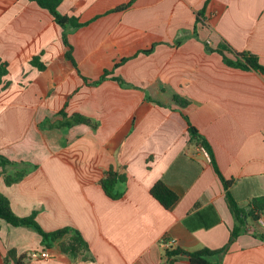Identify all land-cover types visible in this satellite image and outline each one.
<instances>
[{"label": "crops", "instance_id": "crops-1", "mask_svg": "<svg viewBox=\"0 0 264 264\" xmlns=\"http://www.w3.org/2000/svg\"><path fill=\"white\" fill-rule=\"evenodd\" d=\"M129 2L59 5L60 14L87 22L67 33L74 66L63 29L46 10L0 0V60L9 82L0 91V155L29 169L12 185L0 177V193L17 216L37 212L46 232L78 230L92 257L72 261L57 243L44 248L34 230L0 220V264L10 250L50 256L22 264H165L162 242L169 240L187 252L228 246L214 264H264V241L254 236H264V213L229 243L235 222L225 190L188 132L190 123L205 139L239 207L264 196V75L228 67L207 50L226 43L264 66V0H133L112 12ZM202 11L209 26L196 22ZM33 57L44 70L30 64ZM123 58L111 77L92 84ZM61 112L98 126L64 129ZM110 168L126 176L117 200L99 185ZM158 181L179 196L169 210L150 194ZM173 264H188L187 257Z\"/></svg>", "mask_w": 264, "mask_h": 264}, {"label": "trees", "instance_id": "trees-1", "mask_svg": "<svg viewBox=\"0 0 264 264\" xmlns=\"http://www.w3.org/2000/svg\"><path fill=\"white\" fill-rule=\"evenodd\" d=\"M29 1L34 2L39 8L46 10L53 18V21L63 29L62 41L66 48L65 57L69 61H71L72 64L75 66V62L73 61L71 56V46L67 39V33L71 30H76L82 27L83 25H86L87 22L81 23L78 17H76L75 15L60 14L58 11V7L64 0ZM132 2L133 0H130L129 3L113 9L112 12L123 11L127 9L132 4ZM203 15L204 11L197 15V23L201 22ZM153 48L154 46L149 50L140 51L139 54H150ZM207 50L216 51L222 57L223 63L228 67L243 70L251 69L264 75V66L261 65L258 58L250 52H237L226 43H223L219 48L215 50ZM128 59L129 58H123L119 62L115 63L111 71L105 70L101 77L92 84H98L111 77V75L113 74V70L118 68ZM30 64L36 67L39 71L44 70V65L39 62V59L37 57H33L30 61ZM6 75L7 63L2 62L0 60V91L9 86V82L3 81V78ZM112 79L121 82L119 78L112 77ZM172 99L182 107L186 106L187 104V101L181 99L179 96L175 95L172 97ZM146 100H150V98L146 97ZM60 114L63 119H65L60 124V126L64 129L76 124L88 125L93 130L96 129L98 126L97 122L79 114H72L70 116H67L65 112H61ZM188 132L191 139L194 140L197 144H199L202 148H204L205 151L208 153L215 173L220 179L225 190V198L228 204V208L235 222L233 229L230 231L229 243H231L239 236L240 233L246 231V223L248 222V220L258 221L260 215L264 213V196L252 199L247 208L239 207L229 191L231 182L225 180L216 168L210 148L205 139L201 137V135H199L198 131L193 126H191L190 123L188 124ZM21 165L25 164L10 161L0 155V167L2 168V171H0V177H3V180L6 185H12L14 183L19 182L28 173L29 169H27L26 167H21ZM6 166H10L12 168L11 171H6ZM125 182L126 176L124 174L117 173L113 171L112 168H110L99 181V185L108 198L112 200H117L121 198L124 193L123 185L125 184ZM150 194L163 208L167 210L173 208L179 201L178 194H176L169 187H167L162 181L156 182L151 187ZM36 215L37 212L34 211L26 217L17 216L11 207L9 199L0 193V220H3L7 224L14 227H26L34 230L41 237V245L44 246V248L50 249L57 243L60 251L66 256H68L72 261H75L77 259L88 261L92 259L89 253L87 243L84 241L82 235L78 230L67 226L51 232H46L37 223ZM254 236L264 241V236ZM227 249L228 246L217 250L203 248L194 252H187L178 248L166 249L164 254L165 264H173V262L178 256L187 257L188 264H214L213 260L216 257L226 253ZM26 259L27 254H22L17 257L16 252L14 250H10L4 258L3 264H9L10 262H12L13 264H22V261Z\"/></svg>", "mask_w": 264, "mask_h": 264}, {"label": "built area", "instance_id": "built-area-1", "mask_svg": "<svg viewBox=\"0 0 264 264\" xmlns=\"http://www.w3.org/2000/svg\"><path fill=\"white\" fill-rule=\"evenodd\" d=\"M201 151L208 157V154L204 148L201 147ZM162 245L165 249H174L173 247H175V240L162 242ZM49 258L50 256L46 251H31L27 253L28 260L49 259Z\"/></svg>", "mask_w": 264, "mask_h": 264}, {"label": "rangeland", "instance_id": "rangeland-1", "mask_svg": "<svg viewBox=\"0 0 264 264\" xmlns=\"http://www.w3.org/2000/svg\"><path fill=\"white\" fill-rule=\"evenodd\" d=\"M201 25H202V26H209V21H207V20H202V21H201Z\"/></svg>", "mask_w": 264, "mask_h": 264}]
</instances>
